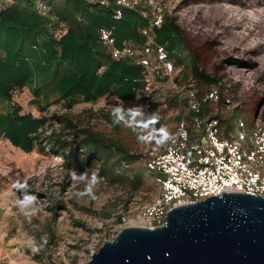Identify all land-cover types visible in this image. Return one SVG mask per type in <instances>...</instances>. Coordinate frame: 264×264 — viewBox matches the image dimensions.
<instances>
[{
	"label": "rangeland",
	"instance_id": "374dc122",
	"mask_svg": "<svg viewBox=\"0 0 264 264\" xmlns=\"http://www.w3.org/2000/svg\"><path fill=\"white\" fill-rule=\"evenodd\" d=\"M257 2L254 0L253 6ZM238 6L243 8V5ZM127 9L130 8L125 11ZM166 9L180 25L181 36L190 43V50L197 54L200 68L210 75L228 79L234 99L243 102L226 109L233 115L227 135L232 131L237 137L241 118L252 124L256 113H264V23L242 44H237V37L222 25L224 19L216 22L213 1L166 0ZM245 10L253 14L252 7ZM184 71H188L187 66ZM186 72L180 78L181 85L186 83ZM172 83V79H166L150 96L137 95L133 101L115 100L108 95L100 97L96 103L78 102L71 109L64 107L62 100L54 101L56 93L51 88L46 91L52 102L43 111L32 102L33 94L28 87L17 89L12 102L21 104L23 112L50 116L47 134L52 123L58 125L54 114L65 113L78 124L90 123L113 133L107 113L119 108L135 111L134 115L123 116L120 135L135 150L149 154L164 146L176 123L177 107L168 109V99L177 92ZM6 106L7 103L0 106L1 110ZM160 115L167 123L163 122L161 128H151L147 122ZM140 120L146 124L141 127L139 137L133 126ZM162 129L168 133L166 139L162 137ZM161 140L163 142L159 143ZM44 146L43 150L35 144L33 151L25 152L6 138H0V264H80L124 226L141 225L137 215L157 192V182L152 176L153 188L142 185L132 195L128 187L104 180L98 175L99 169L91 172L89 167L81 173L77 168L68 167L61 156L48 150L47 144ZM94 174L97 178V183L92 185L95 198L79 196L78 193L92 184ZM26 195L36 197L27 209L28 215L20 207ZM57 203L60 205L55 211L53 207ZM119 213L125 214L124 221L117 222ZM34 247L39 250L33 251Z\"/></svg>",
	"mask_w": 264,
	"mask_h": 264
},
{
	"label": "trees",
	"instance_id": "16d2710c",
	"mask_svg": "<svg viewBox=\"0 0 264 264\" xmlns=\"http://www.w3.org/2000/svg\"><path fill=\"white\" fill-rule=\"evenodd\" d=\"M3 2L0 9V106L5 103L7 106L5 110L0 107V138H6L25 152L33 151L35 144L44 150V144H47L48 150L61 156L68 167L77 168L81 173L89 167L91 172L99 169L98 175L104 180L128 187L132 195L142 185L153 188L150 176L154 178V174L147 172L144 165L147 154L135 150L120 135L123 116L134 115L135 111L119 108L107 113L113 133L90 123L78 124L65 113L54 114L58 125L52 123L47 134L50 116L23 112L21 104L12 102L15 90L22 87L30 89L32 102L41 111L52 102L46 88L54 90V101L62 100L67 109L78 102L96 103L111 92L126 102L135 100L144 86L142 67L129 58H112L100 42L99 28L114 25L119 44L124 39L140 40L144 36L141 27L146 23L145 18L135 9H127L116 19L111 7L90 0ZM39 3H42L40 8ZM57 28L62 31L56 34ZM155 32L156 40L166 44L180 62H185L188 71L182 75L186 72L188 77L192 73L201 93L222 79L220 75H210L200 68L197 54L181 36L182 29L174 16L167 13L164 22L155 27ZM100 66H103L102 71ZM182 75H177L176 80L180 81ZM182 101L178 93L173 94L168 99V109L177 107ZM222 101L218 103L219 109L223 107ZM210 109L208 104L206 110ZM228 112L226 109L218 112L223 123H229L233 117ZM175 119L177 121V114ZM163 122L167 123L160 115L151 118L147 124L151 128H161ZM145 124L140 120L133 126L139 137ZM59 205L57 203L53 209L56 211ZM124 218L125 214L119 213L117 222Z\"/></svg>",
	"mask_w": 264,
	"mask_h": 264
},
{
	"label": "built area",
	"instance_id": "2783aa9c",
	"mask_svg": "<svg viewBox=\"0 0 264 264\" xmlns=\"http://www.w3.org/2000/svg\"><path fill=\"white\" fill-rule=\"evenodd\" d=\"M90 1L111 7L116 19L124 15L126 8L135 9L145 18L146 23L141 27L144 36L140 40L124 39L119 44L114 25L99 28L100 42L112 58H129L141 65L144 86L138 95L150 96L163 81L172 79L173 88L183 98L177 106L178 119L167 142L144 158L146 171L154 174L157 192L137 215L141 225L155 227L166 223L167 212L173 206L224 191L264 196V115L256 113L252 124L241 118L237 137L232 131L228 136V123L221 120L218 103L223 99L225 109L243 103L234 99L228 79L214 82L203 93L192 73L184 85L176 80L186 64L171 54L166 44L156 40L155 27L164 22L168 11L166 0ZM3 6L0 0V9ZM61 31L62 28L55 29L56 34ZM102 69L100 66L99 70ZM109 95L120 100L114 92ZM208 104L211 109L207 111Z\"/></svg>",
	"mask_w": 264,
	"mask_h": 264
},
{
	"label": "water",
	"instance_id": "95a60500",
	"mask_svg": "<svg viewBox=\"0 0 264 264\" xmlns=\"http://www.w3.org/2000/svg\"><path fill=\"white\" fill-rule=\"evenodd\" d=\"M126 225L80 264H264V196L224 191Z\"/></svg>",
	"mask_w": 264,
	"mask_h": 264
},
{
	"label": "bare ground",
	"instance_id": "6f19581e",
	"mask_svg": "<svg viewBox=\"0 0 264 264\" xmlns=\"http://www.w3.org/2000/svg\"><path fill=\"white\" fill-rule=\"evenodd\" d=\"M193 2H202L205 0H191ZM213 1L215 20L218 22L224 19L222 25L237 37V44H242L249 38L254 30L264 23V0H258L257 4L253 6L254 0H208ZM230 2L229 5L224 2ZM243 8L252 7L253 14L249 13ZM246 6V7H245ZM202 8V7H201ZM257 15L256 17H254ZM259 35V32H257ZM260 43V42H259ZM258 43V44H259Z\"/></svg>",
	"mask_w": 264,
	"mask_h": 264
},
{
	"label": "clouds",
	"instance_id": "9594fccd",
	"mask_svg": "<svg viewBox=\"0 0 264 264\" xmlns=\"http://www.w3.org/2000/svg\"><path fill=\"white\" fill-rule=\"evenodd\" d=\"M161 134H162V137L164 139L167 138L168 136V133L165 131V130H161ZM163 141H159V143H162ZM73 178L75 179L76 177L73 176ZM97 183V178L95 176V174L93 175V178H92V184L89 185V186H86L85 190L81 193H78L79 196H85V195H88V196H92V198H95L94 195H93V186L92 185H95ZM36 200V197L35 196H29V195H26L23 200L20 201V207L22 210L25 211V215H28V211L27 209H29V206ZM46 243V241H45ZM39 249L37 248H33V251H38Z\"/></svg>",
	"mask_w": 264,
	"mask_h": 264
}]
</instances>
